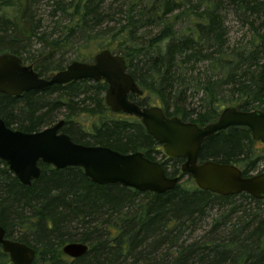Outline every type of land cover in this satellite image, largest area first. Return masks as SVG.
Here are the masks:
<instances>
[{
  "label": "trees",
  "instance_id": "trees-1",
  "mask_svg": "<svg viewBox=\"0 0 264 264\" xmlns=\"http://www.w3.org/2000/svg\"><path fill=\"white\" fill-rule=\"evenodd\" d=\"M45 1L0 0V55L19 57L39 77L65 69L70 52L89 63L108 49L126 60L143 92L129 100L140 107H160L198 127L216 122L226 106L264 111V21H249L264 12L257 0H50L44 19ZM228 9L251 30L245 43L229 45ZM106 89L103 81L80 80L19 97L0 93V118L12 130L35 133L56 124L64 109L59 132L73 142L139 152L179 183L163 194L140 193L94 184L78 167L39 163V178L24 186L0 160L5 237L33 248V264H264V200L198 189L181 173L183 159L166 157L137 118L107 109ZM258 143L246 127H229L203 141L198 162L232 164L243 177L260 174ZM68 243L88 251L68 258ZM0 264H11L1 250Z\"/></svg>",
  "mask_w": 264,
  "mask_h": 264
},
{
  "label": "water",
  "instance_id": "water-1",
  "mask_svg": "<svg viewBox=\"0 0 264 264\" xmlns=\"http://www.w3.org/2000/svg\"><path fill=\"white\" fill-rule=\"evenodd\" d=\"M80 80L106 83L107 109L137 118L147 135L162 146L166 157L183 159L181 173L190 176L198 189L223 197L245 193L255 200H264V172L243 177L232 164L198 162L203 141L229 127H246L255 142L264 144V111L243 112L226 107L216 122L198 127L177 117H166L160 107H140L130 101L129 95L141 97L143 92L127 73L126 60L108 49L97 52L89 63L73 61L47 79L39 77L32 66L24 64L19 57L0 55V93L10 97ZM63 123L60 120L39 132L23 133L7 127L0 118V160L22 185L29 186L39 178V163L54 169L78 167L94 184H118L140 193L163 194L179 183L178 177H167L159 163L139 152L121 154L107 147L73 142L59 132ZM5 235L0 227V250L9 257L10 263L33 264L34 249ZM87 251V245L81 243H68L62 248V253L71 259L80 258Z\"/></svg>",
  "mask_w": 264,
  "mask_h": 264
},
{
  "label": "rangeland",
  "instance_id": "rangeland-1",
  "mask_svg": "<svg viewBox=\"0 0 264 264\" xmlns=\"http://www.w3.org/2000/svg\"><path fill=\"white\" fill-rule=\"evenodd\" d=\"M257 1L259 3L264 4V0H257ZM49 2H50V0H46L40 7L41 8L40 9L41 16L44 19H47L46 17L48 16L49 11H50V7H49V5H47ZM23 5H24V0L22 2V6ZM263 7H264V5H263ZM263 13H262V16H260V18L258 16L257 17L256 16L249 17V21L255 22V20H256L255 23H256V26H258L262 21H264V14ZM44 24L46 25L47 22H44ZM224 24H225L226 31H227V40H228V43L230 46L235 45V44H239L241 42L245 43L246 41H248V39L251 35V32H250L251 30H249L248 25L243 23L241 14H239V13L237 14V13H235L234 10L228 9L227 13L224 14ZM20 31L22 33H26V31H27L26 25L20 24ZM33 47H34L33 48L34 51L40 48V46L38 44H34ZM67 58H68V61L66 63L67 65L70 64L71 62L77 60V59H75L76 54H74V52H70V54H68ZM82 98H83L82 96H79V99H82ZM226 107H224V108H226ZM64 113H66V111L64 109L56 113L57 121L64 119V115H63ZM74 115H76V116H74V118L78 119V121H80V122L83 121V116H82L83 114L82 113L74 114ZM260 146H261L260 143H258L257 147H260ZM159 159H161V156L157 157V160H159ZM261 170H264V160L262 162H260V164L258 165L257 171H261ZM183 181H185V178ZM215 213L216 212L213 211V214H215ZM213 217H214V215H213ZM208 220H210V218ZM203 229H205V227ZM206 229H208V226L206 227Z\"/></svg>",
  "mask_w": 264,
  "mask_h": 264
}]
</instances>
